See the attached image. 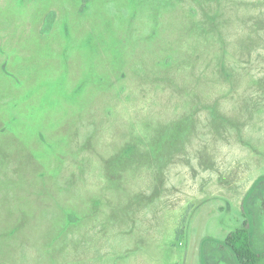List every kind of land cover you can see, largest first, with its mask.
I'll return each instance as SVG.
<instances>
[{
	"label": "rangeland",
	"instance_id": "obj_1",
	"mask_svg": "<svg viewBox=\"0 0 264 264\" xmlns=\"http://www.w3.org/2000/svg\"><path fill=\"white\" fill-rule=\"evenodd\" d=\"M246 219L264 0H0V264H240Z\"/></svg>",
	"mask_w": 264,
	"mask_h": 264
},
{
	"label": "trees",
	"instance_id": "obj_2",
	"mask_svg": "<svg viewBox=\"0 0 264 264\" xmlns=\"http://www.w3.org/2000/svg\"><path fill=\"white\" fill-rule=\"evenodd\" d=\"M54 15L55 12L49 14L48 19L51 22L47 21L48 29L45 32L50 31ZM225 246L232 250L240 264H264L263 246L257 236L254 235L252 238L247 219L240 227L228 234ZM230 264L235 263L231 262Z\"/></svg>",
	"mask_w": 264,
	"mask_h": 264
}]
</instances>
